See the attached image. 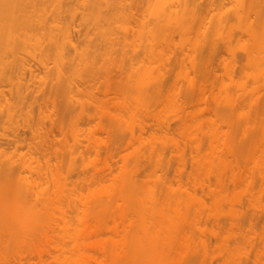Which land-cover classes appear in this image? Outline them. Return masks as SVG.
I'll return each mask as SVG.
<instances>
[{
    "label": "rangeland",
    "instance_id": "obj_1",
    "mask_svg": "<svg viewBox=\"0 0 264 264\" xmlns=\"http://www.w3.org/2000/svg\"><path fill=\"white\" fill-rule=\"evenodd\" d=\"M238 37L236 28L232 65L227 42L219 40L211 53L192 55L182 51L185 40L179 35L169 47L157 35L155 46L169 49L164 66L158 70L155 55L144 52V66L132 70L125 65L113 77L131 70L136 79L160 73V99L143 103L131 90L123 94L122 83L115 81L104 92L100 78L85 109L63 113L52 130L49 117L44 118L42 129L52 133L47 146H38L39 136L29 139L27 130V142L15 150L23 164L18 170L29 180L18 185L13 173L8 189L0 188V264H264V81L254 75L255 67H242L244 37ZM205 56L208 68L191 65V58L200 62ZM29 61L34 70L44 69L38 58ZM191 79L196 81L194 97L184 101ZM199 83L203 99H197ZM38 85L33 80L31 87ZM228 103L234 105L231 116ZM33 109L38 111L37 104ZM168 122L177 130L158 128ZM141 123L152 128L140 135L143 141L126 145L130 131L138 134ZM246 123L250 130L244 135L241 125ZM0 132L9 131L0 126ZM176 145L192 151L180 175L165 172L166 157L158 154ZM0 146L15 147L3 137ZM69 147L76 150L72 166L65 152ZM110 152L114 158L108 157V167ZM58 171L63 175L55 180ZM152 196L159 215L151 218L142 203ZM166 229L176 240L173 260L121 258L135 239L159 238ZM52 248L61 262L38 261L37 252Z\"/></svg>",
    "mask_w": 264,
    "mask_h": 264
},
{
    "label": "bare ground",
    "instance_id": "obj_2",
    "mask_svg": "<svg viewBox=\"0 0 264 264\" xmlns=\"http://www.w3.org/2000/svg\"><path fill=\"white\" fill-rule=\"evenodd\" d=\"M236 28L239 30L238 38L244 37L241 43L242 67H255L254 75L264 81V0H0V126L9 131L0 132V138L15 146L10 150L0 146L1 190L8 189L12 180L9 176L13 173H16L14 180L18 185L29 180L18 170L23 164L15 150L27 142V130L29 139L39 136L38 146H47L45 142L51 139V128L63 113L69 114L76 106L83 110L94 100V90L98 88L100 78L106 85L104 92L115 81L116 86L122 83L123 94L126 90L133 91L136 100L143 103L158 100L162 96V74L152 73L144 79H136L133 75L136 65H145L140 54L148 52L155 55L159 70L169 57V49L164 46L169 47L175 35H179L185 40L181 45L182 51H191L192 55H202L204 50L211 53L219 40L227 42L233 65L236 58L231 41ZM157 35L164 39L163 47L155 46ZM35 58L43 65L42 71L33 69L29 60ZM47 59L53 61L51 66ZM125 65H129L131 72L114 78V70L122 71ZM191 65L208 68L209 56L200 62L193 57ZM33 80L39 83L36 89L31 87ZM195 85L196 81L191 79V90L184 101L194 97L191 93ZM197 87L200 89L197 99H203V83ZM35 104L36 113L33 109ZM233 109L234 105L228 103L230 116ZM46 116L51 130L42 129ZM118 118L114 115L117 123ZM148 127L152 128V125L141 123L138 134L130 131L125 144L143 141L140 135ZM241 127L244 135L250 130L248 123ZM158 128L177 130L169 122L158 124ZM31 142L29 146L36 148L37 143ZM104 143L107 145L108 141ZM177 143L172 142L173 145ZM174 147L166 154L161 149L158 154L166 157L165 172L172 169L174 174L180 175L192 151L179 149L178 145ZM47 149L49 147L44 151ZM60 150L55 149L54 152L59 153ZM95 151L99 153L98 148ZM65 152L70 165H73L76 150L69 147ZM112 153L105 158L108 167L111 166L108 157L114 158ZM122 157L124 160L126 154ZM191 157L193 161V154ZM82 165L86 168L88 161L83 160ZM60 174L58 171L55 180L61 179L63 174ZM157 204V199L152 196L147 203H142V208L147 205L151 210L150 217H156L159 215ZM145 219L142 217L141 221L144 223ZM35 226L36 229L42 227ZM174 241L170 229H166L164 236L159 238L144 235L129 243L121 258L173 260L171 249ZM52 249L37 252L38 261L51 258L59 262L60 253ZM29 258L32 257L29 255Z\"/></svg>",
    "mask_w": 264,
    "mask_h": 264
}]
</instances>
